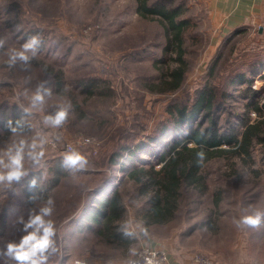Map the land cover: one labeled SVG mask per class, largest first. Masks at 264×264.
Returning a JSON list of instances; mask_svg holds the SVG:
<instances>
[{
    "label": "rangeland",
    "instance_id": "374dc122",
    "mask_svg": "<svg viewBox=\"0 0 264 264\" xmlns=\"http://www.w3.org/2000/svg\"><path fill=\"white\" fill-rule=\"evenodd\" d=\"M172 3L183 4L184 16L193 22L185 33L188 72L177 90L169 89L171 76H160L161 69L178 65L173 60L176 54L164 53L161 21L141 17L136 0H0V116L19 111L24 123L23 130L15 133L0 128V153L21 139L46 141L42 167H33L26 156L28 175L10 187L0 186V247L23 234L18 217L27 219L30 210L51 197L59 252L48 264H126L133 258L131 249L140 251L143 245L172 237L180 249L205 256L212 264H264V224L247 229L235 224L242 215L264 211V115L245 106L264 102V30L244 24L224 31L214 20L208 0ZM33 35L42 41L37 57L28 66L19 60L10 65V50H22ZM164 56L168 65L159 62ZM57 75L61 85L54 79ZM42 80L48 81L51 95L32 108L30 97ZM206 84L217 88L216 101L224 103L214 113L219 133L233 131L241 136L251 124L261 132L251 155L229 152L206 163L200 184L202 189L207 186L205 191L198 186L186 188L174 220L146 226L147 196L121 164L111 165L109 157L121 145L157 141L163 126L173 127L171 109L188 105ZM249 85L259 93L243 95L241 90ZM64 103L72 106L66 123L60 128L45 125L44 117ZM196 116L194 126L211 124L205 111ZM85 137L92 141L80 143ZM164 140L173 141L170 134ZM67 143L87 155L85 170L73 173L62 167ZM146 157L159 168L156 157ZM58 174L62 175L56 183ZM33 178L41 192L29 188ZM104 184L121 192L127 206L124 224L147 227V238L127 248L103 241L94 230L77 228L78 217L95 197L89 193ZM209 217L214 228L206 224ZM173 250H167L169 255ZM6 259L0 257V264Z\"/></svg>",
    "mask_w": 264,
    "mask_h": 264
},
{
    "label": "trees",
    "instance_id": "16d2710c",
    "mask_svg": "<svg viewBox=\"0 0 264 264\" xmlns=\"http://www.w3.org/2000/svg\"><path fill=\"white\" fill-rule=\"evenodd\" d=\"M136 4V12L141 17H157L161 21L160 24L163 26L166 36L164 53L176 54L173 60L178 65L170 67L166 71L161 69L160 76H171L173 81L169 89L177 90L182 86L185 74L188 72L184 58L186 56L184 43L185 33L193 22L189 17L184 16V5H174L172 0H136ZM164 58L159 62H162V65H168L165 56ZM217 61L214 64V70ZM253 66L254 64L250 65L248 70H252ZM211 74L213 75L214 72L212 71ZM54 79H56V83H60L59 85L62 84L59 75ZM259 91L260 89L255 90L250 85L241 90L245 96L247 93H250V96H255ZM217 95V88L214 85L206 84L188 105H176L174 109H171L173 120L171 126L173 127L163 126L157 141H154L155 138H151L150 140L154 142L124 144L120 146L119 151H114L109 157L111 165L121 164L129 179L138 184L140 193L147 196L143 214L146 226L164 225L174 220L177 217L180 200L186 188L198 186L200 191H205L207 186L205 185L202 189L200 184L204 181L203 169L207 162L229 152L251 155L252 144L261 131L255 124H251L246 126L241 136L233 131L226 134L219 133L217 117L214 113L216 109H221L224 103L216 101ZM225 96L227 97V94ZM245 106L264 115V102L260 105L258 101H252L245 103ZM198 111H205L207 120L211 122L209 126L198 127L191 124L196 119ZM17 121H20L22 125L18 130H23L24 123L21 119V112L6 113V115L0 116V128L10 130L9 122L12 123V127H16ZM183 130L188 134H185ZM166 134H170L173 139L168 144L164 140ZM156 143L159 144L158 147H156ZM223 144H227L229 148H221ZM200 151L205 154L202 163H198L197 160V153ZM146 155L156 157L157 162L160 163L159 168L156 167L154 161L147 159ZM124 156H126L125 159H122ZM61 175L58 174L56 183L60 182ZM110 187V184H104L101 189L96 188L89 193L91 197H95L91 202L88 201L87 211H83L78 217L77 228L94 230L98 232L97 234L103 241L128 248L136 242V239L126 238L118 231L124 225L127 206L121 192ZM40 189L36 188V190ZM206 224L210 228L215 227L212 217L207 219Z\"/></svg>",
    "mask_w": 264,
    "mask_h": 264
},
{
    "label": "clouds",
    "instance_id": "9594fccd",
    "mask_svg": "<svg viewBox=\"0 0 264 264\" xmlns=\"http://www.w3.org/2000/svg\"><path fill=\"white\" fill-rule=\"evenodd\" d=\"M41 39L38 35L31 36L23 45L22 50H10L9 64L15 65L19 60L25 66L30 65L32 59L39 54ZM3 42L0 41V47ZM48 81L42 80L36 87L35 92L30 97V106L37 108L43 105L45 97L51 95L50 88L47 87ZM71 104L64 103L57 106L54 113L44 117V124L53 128L62 127L70 114ZM27 114V109L24 110ZM13 133L22 127L21 122H16V127H12V123L8 125ZM185 134H188L185 131ZM86 143L88 141H85ZM46 141L43 139H33L29 143L25 139L14 143L12 147L0 153V186L10 187L13 183H19L28 171L25 168V157L31 161L33 167L43 166L42 160L45 156ZM204 152L197 153L198 163L204 160ZM89 164L88 157L76 148L69 146L68 150L63 154L62 167L71 170L73 173L81 172L87 168ZM37 187V180L33 178L29 182V188ZM35 200L36 197H32ZM55 201L49 197L43 202L38 209H32L28 218L18 217L16 223L21 225L20 231L23 233L19 240H9L0 247V257L7 258L5 264L10 261L11 264H48L51 257L59 252L56 245V225L52 219L55 212ZM235 224L240 229L259 228L264 224V211L256 210L251 214L242 215L235 220ZM122 235L129 239L139 240L147 238L149 232L147 227L136 224L132 226L130 223L122 225L119 229ZM132 259L126 261V264H141L135 257L139 255L137 249L130 250ZM156 254L143 256V264H160L155 258ZM108 264H112L108 261Z\"/></svg>",
    "mask_w": 264,
    "mask_h": 264
},
{
    "label": "crops",
    "instance_id": "0c3cea01",
    "mask_svg": "<svg viewBox=\"0 0 264 264\" xmlns=\"http://www.w3.org/2000/svg\"><path fill=\"white\" fill-rule=\"evenodd\" d=\"M208 3L214 20L220 23L224 31L244 24L264 30V0H208ZM175 238L160 239L153 246L169 251L177 247V250L170 252L168 264H198L195 254L185 247L180 249Z\"/></svg>",
    "mask_w": 264,
    "mask_h": 264
},
{
    "label": "built area",
    "instance_id": "2783aa9c",
    "mask_svg": "<svg viewBox=\"0 0 264 264\" xmlns=\"http://www.w3.org/2000/svg\"><path fill=\"white\" fill-rule=\"evenodd\" d=\"M85 141H88L87 143ZM92 141L91 137H85L83 139H81L79 142L82 144H88ZM69 146L73 147V144L67 143L66 144V149L68 150ZM169 251H167L166 249H160V248H156L150 245H143L140 248V251H138L139 255L137 257H135V259L139 260L141 262V264H143V256L145 255H152L153 253L156 254L155 258L157 260L160 261V264H168L169 263ZM196 261L198 264H212V261L207 258V257H195ZM78 264H85V262H81L79 261Z\"/></svg>",
    "mask_w": 264,
    "mask_h": 264
}]
</instances>
